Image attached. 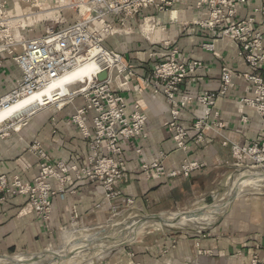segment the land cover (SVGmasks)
<instances>
[{
  "label": "crops",
  "instance_id": "1",
  "mask_svg": "<svg viewBox=\"0 0 264 264\" xmlns=\"http://www.w3.org/2000/svg\"><path fill=\"white\" fill-rule=\"evenodd\" d=\"M196 2L179 1L171 12L149 8L131 19L107 18L117 32L105 40V47L133 61L137 53H144L147 63L136 69L138 74L150 63L164 62L173 47L179 51L177 58L197 60L203 64L204 69L195 71L190 76V83L178 95L183 107L180 122L190 137L195 134L191 122L202 118L204 109L194 101L188 103L187 98L202 92L217 93L222 69L233 74V89L218 97L215 103L224 128L219 133L206 132L205 141L188 153L176 150L165 127L169 120V107L162 96H152L149 91L137 94L132 84L130 91L123 93L128 111L134 109L136 101H140L146 117L145 132L136 140L121 144L125 172L121 194L131 198V208L142 215L179 209L208 199L221 186L225 175L243 167L244 161L232 156V148L264 141L261 117L240 103L241 98L253 96L251 85L242 77L250 71L239 58L237 45L219 35L224 26L246 23L251 17L254 18L251 28L262 30V20L255 9L264 1L246 0L232 19H226L211 32L197 25L204 18L205 10L197 9ZM0 3L6 8L10 32L16 38H38L47 28L57 30L76 21L73 17L69 21L64 14L60 17L69 0H42L43 8L39 10L20 0H0ZM53 10H57L55 15ZM204 43L212 44L213 51L203 50L201 46ZM18 51L20 49L16 48L15 53ZM149 54L153 55L151 59ZM0 57L2 97L18 85L21 75L11 57L7 54ZM255 74L264 79V63ZM63 100L62 106H44L29 116L20 129L0 136V175H17L23 182L32 181L39 171L38 157L29 151L34 142L41 145L52 162L85 165L87 141L78 127L70 122L72 113L82 105V100ZM242 117H246L245 122ZM87 126H90L89 121ZM159 153L164 155L161 162L166 169L178 168L185 158L204 164V168L188 178L147 179L141 172V163L159 160ZM72 179L69 189L74 192L52 199L47 222L35 217L23 196L0 204V256L41 249L50 245L61 229L71 223L95 224L105 218L107 206L96 208L102 201L101 188L87 181ZM217 219L203 233H160L113 251L91 264H249L252 254L264 261V195L238 194Z\"/></svg>",
  "mask_w": 264,
  "mask_h": 264
},
{
  "label": "built area",
  "instance_id": "2",
  "mask_svg": "<svg viewBox=\"0 0 264 264\" xmlns=\"http://www.w3.org/2000/svg\"><path fill=\"white\" fill-rule=\"evenodd\" d=\"M179 1L182 0H75L73 7L78 12V18L74 23L57 30L47 28L41 37L34 39L14 37L7 16H3L0 20V56L7 54L11 57L21 76L18 85L0 97V109L40 91L85 62L98 61L100 68L92 80L74 84L76 90H72L70 96L61 98L66 99V102L75 98L82 100V105L71 115L70 122L78 127L87 141L85 165L52 162L46 157L41 145L34 142L29 151L38 157V174L30 182H23L17 175H0V204L16 196H23L35 217L47 222L50 219L52 199L74 192L69 189L73 178V181H87L101 188L102 201L96 208L107 206L108 211L116 212L119 206L131 207L133 200L121 194L125 180L121 144L139 138L146 127L140 101H136L133 110L127 109L123 93L130 91L131 84L137 94L149 91L152 96L160 95L164 98L169 107V120L165 127L178 151L188 153L205 141L206 132L219 133L224 128L215 103L218 97L233 89L231 71L222 69L221 86L217 93L202 92L187 98L188 103L194 101L204 109L203 117L191 122L195 134L190 137L180 122L183 107L178 101V95L190 83V76L204 69L203 64L197 60L177 58L179 51L173 47L164 62L150 63L148 68L138 74L136 69H141L147 63L144 53H137L133 61L114 54L104 45L105 40L117 32L107 20L109 16L131 19L149 8L157 12H171ZM245 1L197 0V9L205 10L204 18L197 25L206 31H214L226 19H232ZM0 8L2 14L1 3ZM255 12L261 17L262 30L251 28L250 24L254 22L251 17L246 23L224 26L219 35L237 45L238 56L250 71L242 77L251 85L253 96L241 98L240 103L253 109L264 123V79L255 74L264 63V2ZM145 20L144 24L147 23ZM16 48L20 49L19 53H15ZM201 48L213 51L210 43L202 44ZM152 57V54L148 55L149 59ZM102 71L107 72V77L100 82L96 76ZM28 118L13 120L8 128L0 132V136L11 130L17 131L26 124ZM242 120L245 122L246 117H242ZM16 124L18 129L14 128ZM136 152L140 153V150ZM232 156L238 161L247 160L252 163V167L264 172V141L245 147L234 146ZM162 158L164 155L159 153V160L141 163V172L147 179L188 178L193 172L204 168V164L185 158L178 168L166 169L161 162ZM116 202H119V206ZM249 264H264V261L252 254Z\"/></svg>",
  "mask_w": 264,
  "mask_h": 264
},
{
  "label": "rangeland",
  "instance_id": "3",
  "mask_svg": "<svg viewBox=\"0 0 264 264\" xmlns=\"http://www.w3.org/2000/svg\"><path fill=\"white\" fill-rule=\"evenodd\" d=\"M20 1L28 3L35 8H38L37 10H39L40 8H43L42 0H20ZM74 4H75V0H69V3L66 5L67 8L62 10V12L60 13V17H61V14H64V15H67L69 21H72L71 19L73 18H76L77 20L78 12L76 8L73 7ZM5 9L6 8L4 7L2 8V14H0V20L3 19L4 15H6L3 13L5 12ZM56 11L57 10H53L52 14L55 15ZM144 26H147V23ZM148 29L150 28L148 27ZM76 83L74 84L79 85ZM74 84L70 86V89L73 91L76 90L77 88ZM58 103H61V100L60 102L58 101L54 103H49V104H46L45 106H55L56 107V104ZM42 107L44 106L40 105L38 108L42 109ZM39 109H36L35 111L37 112V110ZM242 166L243 167L239 169L236 167L238 171L232 170V172L228 173V175H225L222 178L221 186L218 188V190H216L214 194L209 195L210 197L208 199H205L193 205H187L186 207H182L179 209H172L170 211H162V212H151V213L147 212L146 214H143V215H152V214L154 215V214L164 213L163 215H159V217L166 216L169 214H175L181 217L186 216L188 218H193L194 216H199L203 213H206L207 211L211 210L216 205H218L221 198H224V196L231 194L234 186L235 188L240 187L252 181V179H254V176H253L254 171L252 170H255V171H258L264 174L263 171L252 167V163L247 160H244ZM242 193L250 194V195H264V187L255 188V189L249 188ZM237 194H240V193H233L230 195L229 198L227 196L228 203L226 204L225 209L229 205L232 196H235ZM116 204L117 206H119V202L118 203L116 202ZM107 212L108 214L99 223H95V224L93 223V224H88V225H86L85 223H71L67 225L66 227L61 229V231L57 235V238L56 239L54 238V240L50 243V245H45V247L41 249L30 251V252L12 253V254H7L4 256H0V257H14L19 254H22V255L34 254V253L42 254L44 253V251H47V250L54 251L56 253L60 250H64L72 246L79 245L82 242H86V240L92 243L95 242L97 245H99L100 243V246L97 247L98 252H103V254H106L105 256H108L113 251L119 250L127 245L136 243L137 241H140L143 238H146V237L150 238L151 236H154L160 233L161 234L162 233H183V234H189V235L200 234V233H203L204 231H207L206 229L211 227L214 224V222L218 220L216 219L212 225L206 227L203 230H200V232L199 231L191 232V231L184 230V229L171 228V227L157 225V224L146 225L144 229L142 228V229L137 230V227H138L136 226L137 224L133 226L129 224H132V222L135 223L136 220H140L142 216L141 213L137 212L131 207L126 208V207H120V206L118 207L116 212H111V211H107ZM109 238H117V239L120 238L122 243L116 247L108 248L107 246L104 245L105 244L104 242L106 241V239H109ZM101 242L103 245L101 244ZM93 254L94 252L84 251L83 253H81V256L82 257L84 256L83 258L85 259H89V258L91 259ZM96 260H99V259L94 258L92 259L91 263L95 262ZM91 263H83V264H91ZM47 264H54V263H47Z\"/></svg>",
  "mask_w": 264,
  "mask_h": 264
},
{
  "label": "bare ground",
  "instance_id": "4",
  "mask_svg": "<svg viewBox=\"0 0 264 264\" xmlns=\"http://www.w3.org/2000/svg\"><path fill=\"white\" fill-rule=\"evenodd\" d=\"M146 29H147V26H144L145 31ZM99 68L100 66L98 64V61L85 62L81 64L78 68H76L75 70L67 73L64 76H61L55 79L54 81H52L49 85H47L40 91L35 92L32 95L23 97L17 102H14L10 105H7L1 108L0 109V132L8 128L9 125L13 122V120L22 119L26 116L27 118L29 116H32L36 112L35 110L39 109L38 107L40 105L45 106L46 104L54 103L58 101L60 102L61 100V103L56 104V107L62 106V103H63L62 101L64 100L61 98L64 96H70L72 94V90L70 89V86L76 82L84 83V82L92 80ZM75 111L76 109L74 110L72 115L76 113ZM14 128H18V124L14 125ZM252 171H254V174H253L254 179H252V181L240 187L235 188L234 186L231 194L242 193L249 188L255 189V188L264 187V174H262L261 172L255 171V170H252ZM231 194L224 196V198H221L218 205H216L211 210L199 216H194L193 218H188L186 216L181 217L175 214H169L166 216H162L161 217L162 221L160 223H153V224L152 223H142V221L136 220L135 223L132 222V224H129V225L133 226L137 224L136 225L138 226L137 230L142 229V228L144 229L146 225L157 224V225L167 226L171 228L184 229V230H188L191 232H197V231L200 232V230H203L206 227L212 225L213 222L224 211L225 206L228 203V198L230 197ZM94 243L86 240V242H82L79 245L72 246L64 250H60L56 253L54 251L47 250V251H44V253L42 254L41 253L40 254L34 253V254H27V255L19 254L14 257H0V264H41L43 262L45 264L47 263H54V264L91 263L92 259L104 258L106 255V254H103V252H98L97 247L100 246V243L99 245H97L96 243L94 244ZM104 243H105L104 245L107 246L108 248H113V247L120 245L122 242L120 238L118 239L109 238V239H106ZM84 251L94 252L92 258L91 259L83 258L84 256L82 257L81 253H83Z\"/></svg>",
  "mask_w": 264,
  "mask_h": 264
},
{
  "label": "water",
  "instance_id": "5",
  "mask_svg": "<svg viewBox=\"0 0 264 264\" xmlns=\"http://www.w3.org/2000/svg\"><path fill=\"white\" fill-rule=\"evenodd\" d=\"M107 77V72L106 71H102L101 73H99L97 76H96V79L97 81H104ZM238 195V194H237ZM235 195V196H237ZM235 196H232L231 200L235 197ZM140 221H142V223H160L162 220H161V217H159L158 214H155V215H142L141 218H140ZM41 264H45L44 262L41 263Z\"/></svg>",
  "mask_w": 264,
  "mask_h": 264
}]
</instances>
